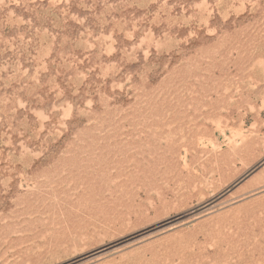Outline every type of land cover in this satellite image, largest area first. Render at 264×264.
Here are the masks:
<instances>
[{"label": "rangeland", "instance_id": "374dc122", "mask_svg": "<svg viewBox=\"0 0 264 264\" xmlns=\"http://www.w3.org/2000/svg\"><path fill=\"white\" fill-rule=\"evenodd\" d=\"M0 264H264V0H0Z\"/></svg>", "mask_w": 264, "mask_h": 264}]
</instances>
